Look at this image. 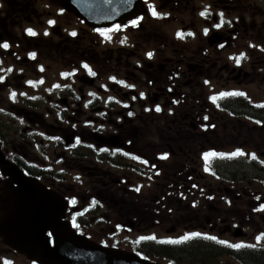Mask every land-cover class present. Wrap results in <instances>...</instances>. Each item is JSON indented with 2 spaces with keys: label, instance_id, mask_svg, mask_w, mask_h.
<instances>
[{
  "label": "flooded vegetation",
  "instance_id": "af4514ba",
  "mask_svg": "<svg viewBox=\"0 0 264 264\" xmlns=\"http://www.w3.org/2000/svg\"><path fill=\"white\" fill-rule=\"evenodd\" d=\"M63 1L0 0L1 159L96 244L154 264H264V143L238 139L264 136V0H142L106 26ZM153 23L165 38L141 37ZM12 177L0 166V200ZM0 264L39 263L0 237Z\"/></svg>",
  "mask_w": 264,
  "mask_h": 264
},
{
  "label": "water",
  "instance_id": "95a60500",
  "mask_svg": "<svg viewBox=\"0 0 264 264\" xmlns=\"http://www.w3.org/2000/svg\"><path fill=\"white\" fill-rule=\"evenodd\" d=\"M64 1L94 26L130 19L141 5L140 0ZM2 159L1 169L18 177V188L12 191L8 185V195L0 200V237L5 244L39 264H154L77 234L63 219L62 199Z\"/></svg>",
  "mask_w": 264,
  "mask_h": 264
},
{
  "label": "snow or ice",
  "instance_id": "6c2138e0",
  "mask_svg": "<svg viewBox=\"0 0 264 264\" xmlns=\"http://www.w3.org/2000/svg\"><path fill=\"white\" fill-rule=\"evenodd\" d=\"M109 2H110V0H109ZM125 2H127V0H125ZM152 15L153 16H157V12L155 11V9L152 10ZM201 15H205V13H201ZM220 15H221V18H222L221 19V23H224L223 14L221 13ZM49 23H53V22L50 21ZM138 23H139V21H133V27H135ZM119 27L120 26L117 25L114 29H111V31H117V30H119ZM28 34L29 35H33V36L36 35V33L32 29H28ZM206 34H207V30H206ZM45 35H47V33H45ZM71 35L72 36H76V33L72 32ZM102 35H103V33H102ZM189 35H191V33H189ZM2 46L4 48H8L9 47V45L7 43L3 44ZM148 55H149V58H151L152 53H149ZM32 56L34 57L35 53H33ZM243 58H244V55L241 54L240 57L236 58V62L239 64L240 60L243 59ZM84 67L87 68L88 66L84 65ZM9 71H11V69H9ZM89 71H91V70L89 69ZM92 74L94 75V73H92ZM15 95H16L15 93H12L13 98L15 97ZM141 95H143V94H141ZM227 95H243V93H228ZM156 111L157 112L160 111V108L158 106L156 108ZM231 155L232 156H243V155H245V153L242 152V151H237L235 153H232ZM252 158L255 159L256 157L253 155ZM206 159H207V157H206ZM136 191H139V188H137ZM199 235H200L199 233H193V234H190V235H185L181 240H172V241H168V243H181L183 241H187V240L192 239L194 236H199ZM205 238L206 239H211V240L216 239L215 237H212V236H207ZM142 239H144V238H142ZM148 239H155V238L154 237H149ZM260 239H261V237H257V241L258 242H259ZM218 242L219 243H224L223 241H218ZM229 247H235V248L239 249V248H243V247H253V245H245V244L241 243V244L229 245Z\"/></svg>",
  "mask_w": 264,
  "mask_h": 264
},
{
  "label": "rangeland",
  "instance_id": "374dc122",
  "mask_svg": "<svg viewBox=\"0 0 264 264\" xmlns=\"http://www.w3.org/2000/svg\"><path fill=\"white\" fill-rule=\"evenodd\" d=\"M161 24H157V23H153V24H151L148 28H147V30L146 31H143V35H141V37H149V36H153L154 38H165L166 37V35H165V32H164V29H166L167 27H169V26H167V25H164V28H163V31L161 32L160 30H158V28H159V26H160ZM145 35V36H144ZM248 131H250L253 135H254V137L253 138H255V139H257L258 140V142H260V143H264V136H258V132H256V131H253V130H248V129H244V130H240V134H239V141H249L248 140V138H246V133L248 132ZM235 140H236V137H233V139L231 140V142H230V144H233L234 142H235ZM261 190H263L264 191V188H261ZM142 203H140L139 202V206H141L142 207ZM143 208V207H142ZM171 215V217H174V220H179V219H182V218H177L176 217V215L179 217V215H180V212H174L173 214L171 213L170 214ZM160 216V215H159ZM260 222V221H259ZM259 225V224H258ZM258 227V226H257ZM16 260L19 262L20 261V259L19 258H16Z\"/></svg>",
  "mask_w": 264,
  "mask_h": 264
}]
</instances>
